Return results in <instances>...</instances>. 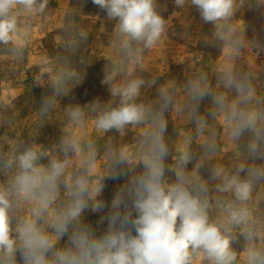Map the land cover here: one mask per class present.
<instances>
[{
	"label": "clouds",
	"instance_id": "clouds-1",
	"mask_svg": "<svg viewBox=\"0 0 264 264\" xmlns=\"http://www.w3.org/2000/svg\"><path fill=\"white\" fill-rule=\"evenodd\" d=\"M91 2L114 22L113 43L122 59L139 62L140 54L165 36L167 21L158 0ZM243 3L174 0L176 7H192L204 23L215 26L218 39L231 51L230 60L244 47L243 34L233 23ZM48 4L0 0V45L22 58L23 46L15 40L20 20L25 14H45ZM255 5L264 7V0ZM72 75L68 69L57 72L54 96L44 100L42 114L52 109L56 96L67 93ZM220 79L236 97L229 102L215 95L217 113L234 144L246 139L244 159L250 163L232 171L215 166L212 180L218 182L211 187L199 173L201 162L189 170L190 152L175 158L174 165L166 164L170 152L164 111L172 94L160 90L158 109L137 102L143 79L116 85L108 76L105 83L118 103L66 110L69 129L84 128L88 113L100 134L138 128L132 152L109 145L101 160L95 141L72 131L51 150L19 138L7 151L0 145V264H264V235L251 206L254 189L264 182V165L256 164L264 161V101L254 98L251 73H238L229 64ZM185 95L189 117L203 133L207 122L198 115L199 102L213 95L207 78L190 79ZM202 147L206 156L216 150L214 131ZM121 179L125 182L110 203L101 199L105 181ZM87 210L103 213L95 225L86 221Z\"/></svg>",
	"mask_w": 264,
	"mask_h": 264
},
{
	"label": "rangeland",
	"instance_id": "rangeland-1",
	"mask_svg": "<svg viewBox=\"0 0 264 264\" xmlns=\"http://www.w3.org/2000/svg\"><path fill=\"white\" fill-rule=\"evenodd\" d=\"M158 4L167 21L166 33L152 49L140 54L139 62L121 58L113 43L114 22L91 0H49L45 14L22 16L15 37L17 44L23 46L22 58H16L8 47L0 45V145L5 151L17 138L35 141L51 150L67 131L94 140L101 160L109 145L134 151L140 135L138 128L129 126L122 132L100 134L91 123L92 114L88 113L89 122L84 128L69 129L68 107L118 103V98L111 95V85L105 83L111 76L116 85L126 79H143L145 83L137 102L157 109L160 90L167 88L171 92L172 103L164 111L165 140L170 152L166 164L174 165L175 158L190 152L193 160L189 170L201 162L199 173L211 187L218 182L212 180L215 166L232 171L240 163H250L244 159L246 139L239 144L230 140L226 121L217 113L214 96L222 94L229 102L235 99V91L220 79L221 69L231 64L238 73H251L254 98L264 101V48L261 47L264 7L256 6L255 0H244L236 11L233 23L243 34L244 47L230 60L231 51L218 39L215 26L204 23L194 8L176 7L174 0H158ZM61 69L73 74L67 84L68 91L56 96L52 109L42 114L44 100L54 96L52 81ZM198 75L207 78L213 93L199 102L198 115L207 122L203 133L197 132L185 106V85ZM213 131L216 150L206 156L202 145ZM256 164L264 165V161L257 160ZM168 176L171 178L173 173L169 172ZM124 182V179L106 180L101 199L110 203ZM251 206L264 235V182L254 189ZM102 214L87 210L84 216L95 225ZM242 243L235 245L237 250Z\"/></svg>",
	"mask_w": 264,
	"mask_h": 264
}]
</instances>
